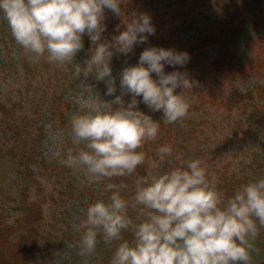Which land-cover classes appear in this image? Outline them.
I'll return each mask as SVG.
<instances>
[{"label":"trees","instance_id":"1","mask_svg":"<svg viewBox=\"0 0 264 264\" xmlns=\"http://www.w3.org/2000/svg\"><path fill=\"white\" fill-rule=\"evenodd\" d=\"M123 7L128 15L149 13L156 30L132 52H116L113 60L135 64L144 48L152 45L188 50L191 59L185 65H166L165 71H187L194 86L184 93L191 99L188 114L172 123L164 122L162 109L153 111L141 99L138 106L161 120L159 135L137 149L146 157L135 172L105 177L102 182L122 185V195L131 201L137 178L151 175V164L160 156L157 148L164 144H171L173 153L164 158L159 173L181 166L182 160L199 157L226 196L252 176H264V0H128ZM243 9L247 13L242 14ZM126 14L122 17L106 9L103 35L110 39L122 30ZM187 29L191 34L185 38ZM2 30L0 21V35ZM243 33L244 55L239 51ZM83 40L84 47L77 55L87 58L92 42L87 33ZM207 48H215L217 54L205 61L202 52ZM8 53L0 59V174L6 173L0 179V264H36V255L42 260L46 246L51 245L44 235L56 234L55 214L65 201H91L99 195L107 199L110 192L77 181L70 174L73 168L63 163L69 149L78 151L83 144L79 147L67 141L56 161L41 150L48 128L71 131L74 106L67 98L73 86L71 67L46 59L34 62L21 45L17 60L13 51ZM210 83L215 90L232 93L213 95ZM237 83L242 85L240 89L233 88ZM125 99H130V94ZM219 143L228 144L231 152L221 154ZM240 143L242 147H237ZM139 207L129 208L134 220ZM263 232L253 242L260 253H264L259 244ZM123 238L133 239L130 228L124 230ZM120 242H106L103 234H98L97 264H110ZM251 264H264V258Z\"/></svg>","mask_w":264,"mask_h":264},{"label":"clouds","instance_id":"2","mask_svg":"<svg viewBox=\"0 0 264 264\" xmlns=\"http://www.w3.org/2000/svg\"><path fill=\"white\" fill-rule=\"evenodd\" d=\"M127 2L0 0V14L31 60L71 66L81 80L83 90L72 96L78 108L71 116V132L73 143L84 146L69 149L63 163L83 173L89 183L129 175L144 162L146 153L137 149L158 137L161 120L138 106L141 99L153 111L162 109L166 123L183 118L191 107V99L184 94L194 86L188 72L165 71L166 65H185L191 59L188 50L146 47L137 63L122 68L117 85L114 54L132 52L156 30L149 13L126 14ZM106 9L128 17L110 39L103 35ZM85 33L92 42L90 55L83 63L74 62L84 47ZM89 77L106 83L105 95H115L104 98L94 84L87 83ZM86 85L94 87L88 91ZM177 88L183 90L177 92ZM127 94L130 99L126 100ZM157 151L163 160L173 147L164 144ZM121 187L114 182L102 185L109 197L88 205L80 224L83 255L95 251L102 233L106 242L121 241L110 264H251L253 242L264 225V176L226 196L215 174L197 157L182 160L181 166L168 171L138 177L131 201L122 195ZM137 206L134 220L129 208ZM129 228L131 241L123 238Z\"/></svg>","mask_w":264,"mask_h":264},{"label":"rangeland","instance_id":"3","mask_svg":"<svg viewBox=\"0 0 264 264\" xmlns=\"http://www.w3.org/2000/svg\"><path fill=\"white\" fill-rule=\"evenodd\" d=\"M223 13H226L225 10H222ZM247 13V9H243L242 14ZM0 21L3 22V30L0 35V59L3 56V58L9 55L8 51L11 50L14 52V60H17L18 56V48L19 45L13 36L11 32V28L8 24L7 19L3 16V14H0ZM191 32L189 29L185 32V38L186 36H189ZM244 41V33L239 37V51L240 54L244 55V48L242 45V42ZM217 54L215 48H207L204 49L202 52V58L205 61L210 60L211 58L215 57ZM114 58V56H113ZM112 58V67H113V75L117 77V85L119 86V74L124 66L127 64L122 62L121 60H113ZM86 58H82L81 56H78L76 54L74 58V62L83 63ZM71 67V66H70ZM81 79L83 77L81 76ZM71 82L73 83V86L69 89V92L67 94V98L70 100L71 104L74 106L72 108V114L75 112L78 108V106L74 103L72 100V96L79 91L83 90L81 87V80L78 78L75 73L74 69H71ZM87 83L94 84L96 89L101 93V95L104 96L106 99H111L113 95H105L106 93V83L104 81H95L91 77L88 78ZM211 84V89L214 90L212 92L213 95L217 96H229L232 93V90L224 91L221 89H216L214 84ZM242 85L239 83L235 84L233 88L240 89ZM88 91H91L93 89V85H86L85 86ZM120 91L119 87L117 88L118 94ZM67 141H72V132L71 131H63V130H50L48 128V136L46 140L44 141L43 147L41 150L43 151V154L50 160H58L63 152L67 148ZM65 142V143H64ZM74 144V143H73ZM77 145V144H74ZM79 146V145H78ZM84 146V145H82ZM218 149H220L221 154H225L228 152H231L228 150L230 146L226 143H219ZM80 147V146H79ZM236 147V146H235ZM237 147H242V143L238 144ZM167 156V155H166ZM165 156V157H166ZM160 159V156L158 160H154L151 164L152 168L150 170V174H154L158 172V169L161 167L163 160ZM6 173L1 172L0 179L5 178ZM70 174L79 182L87 183V185L94 186L95 189H98L97 187L100 185H104L102 182L101 184L96 183H89L87 182L86 176L78 172L76 170H72ZM262 175H259V177ZM257 177L252 176V180L256 179ZM97 199H104L101 198V195H99V198H95L94 200H90L89 198H85V200L77 201L75 199H71L68 201H65L63 207H60L58 209L57 214H55V222L53 224H56L57 227L55 229V235H44L45 241H48L51 245H47L45 251L43 253V259L41 260L40 255H36V264H97L98 260L100 258V252L99 250L95 249V251L90 255H83L81 253L80 249V241L82 238V233L84 229L81 228L80 224L81 221L86 217V210L90 203L95 202ZM106 200V199H105ZM138 222V221H137ZM58 223V224H57ZM264 230V225L260 226V230ZM64 231L65 233L63 234ZM257 239V237H256ZM4 242V241H3ZM259 244L260 249L262 250L264 247V232L262 235V240L259 237ZM9 247V246H8ZM8 249V248H7ZM14 248H11V251ZM264 258V253L258 252V247L255 246V249L252 252V260L254 259H262Z\"/></svg>","mask_w":264,"mask_h":264}]
</instances>
